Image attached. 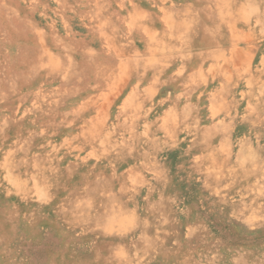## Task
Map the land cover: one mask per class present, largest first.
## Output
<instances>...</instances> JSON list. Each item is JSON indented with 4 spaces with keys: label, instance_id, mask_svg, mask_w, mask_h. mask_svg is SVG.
Here are the masks:
<instances>
[{
    "label": "clouds",
    "instance_id": "9594fccd",
    "mask_svg": "<svg viewBox=\"0 0 264 264\" xmlns=\"http://www.w3.org/2000/svg\"><path fill=\"white\" fill-rule=\"evenodd\" d=\"M0 264H264V0H0Z\"/></svg>",
    "mask_w": 264,
    "mask_h": 264
}]
</instances>
